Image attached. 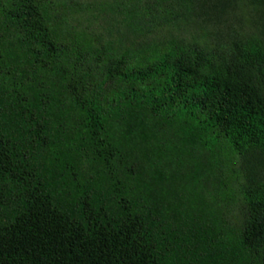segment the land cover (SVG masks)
I'll return each instance as SVG.
<instances>
[{
  "label": "trees",
  "instance_id": "16d2710c",
  "mask_svg": "<svg viewBox=\"0 0 264 264\" xmlns=\"http://www.w3.org/2000/svg\"><path fill=\"white\" fill-rule=\"evenodd\" d=\"M0 264H264V0H0Z\"/></svg>",
  "mask_w": 264,
  "mask_h": 264
},
{
  "label": "rangeland",
  "instance_id": "374dc122",
  "mask_svg": "<svg viewBox=\"0 0 264 264\" xmlns=\"http://www.w3.org/2000/svg\"><path fill=\"white\" fill-rule=\"evenodd\" d=\"M170 31L169 30H164L163 32H161L162 33V35H167L168 33H169Z\"/></svg>",
  "mask_w": 264,
  "mask_h": 264
}]
</instances>
